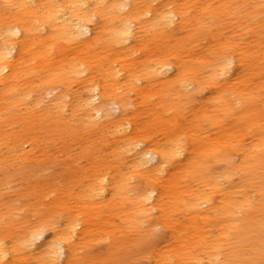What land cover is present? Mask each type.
I'll return each mask as SVG.
<instances>
[{"label": "rangeland", "instance_id": "374dc122", "mask_svg": "<svg viewBox=\"0 0 264 264\" xmlns=\"http://www.w3.org/2000/svg\"><path fill=\"white\" fill-rule=\"evenodd\" d=\"M116 1L0 81L10 264H264V0ZM18 16L0 0V49Z\"/></svg>", "mask_w": 264, "mask_h": 264}, {"label": "bare ground", "instance_id": "6f19581e", "mask_svg": "<svg viewBox=\"0 0 264 264\" xmlns=\"http://www.w3.org/2000/svg\"><path fill=\"white\" fill-rule=\"evenodd\" d=\"M9 0L10 5H14L19 12L18 22L13 24L12 34L20 38L22 47L17 48L15 43H11L4 50L0 49V81L4 80L7 84L15 75H21L24 66L28 61L25 52L35 41L37 33H42L46 27H50V34L53 38L65 36L67 38H76L82 40L87 38L88 34H93V27L90 22L94 18H99L103 14H109L115 18L116 12L120 11V7L124 4L118 3L116 0ZM125 7V6H124ZM124 7L122 9H124ZM128 23L116 28L110 27L111 38L114 42H120L122 39H129L131 36V20ZM160 22V18L158 22ZM85 41V40H84ZM108 72L109 79H113L114 73ZM99 98V97H98ZM95 97L87 101L88 105H93ZM117 108H121V104L117 103ZM93 107V106H92ZM88 107L87 116H98L102 111L98 107ZM146 154L154 159V151H146ZM143 196V195H141ZM151 198V194L147 196ZM59 249L53 250L54 258L64 255L66 252ZM9 255H13V251L0 242V264H10Z\"/></svg>", "mask_w": 264, "mask_h": 264}]
</instances>
